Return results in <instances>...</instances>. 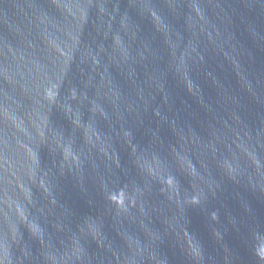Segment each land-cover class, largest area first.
Instances as JSON below:
<instances>
[{"label": "water", "instance_id": "1", "mask_svg": "<svg viewBox=\"0 0 264 264\" xmlns=\"http://www.w3.org/2000/svg\"><path fill=\"white\" fill-rule=\"evenodd\" d=\"M0 264H264V0H0Z\"/></svg>", "mask_w": 264, "mask_h": 264}]
</instances>
